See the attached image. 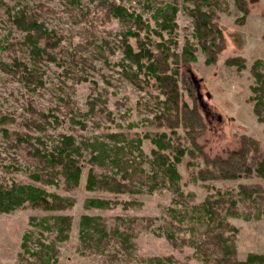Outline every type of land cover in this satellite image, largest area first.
I'll use <instances>...</instances> for the list:
<instances>
[{
	"label": "rangeland",
	"instance_id": "obj_1",
	"mask_svg": "<svg viewBox=\"0 0 264 264\" xmlns=\"http://www.w3.org/2000/svg\"><path fill=\"white\" fill-rule=\"evenodd\" d=\"M77 1L20 0L23 6L37 11L39 20L61 41L54 61L39 65L40 83L36 86L26 87L0 69V112L6 118L0 122V184L4 186L14 182L36 184L31 179L35 164L29 155L30 144L48 149L62 134L72 135L76 143L98 139L111 144L109 134L123 133L128 139L141 138V149L144 156L149 157L154 146L144 136L165 131H158L155 126V116L160 113L158 102L163 97L153 85L154 81L139 90L124 78L120 44L126 27L108 18L96 2ZM114 1L148 20L152 42L164 41L178 53L187 46L192 47L194 62L180 69L188 87V90L183 87L181 95L189 107L196 106L205 124L203 135L197 138L203 152L209 158L222 157L227 151L238 148L242 135L257 140L264 152V124L257 121L249 102L250 86L254 84L250 67L255 61L264 63V0H211L224 37V49L214 64L205 63V56L194 38L192 19L188 15L192 4L187 0ZM168 6L177 9L172 34L162 31L158 27L160 20L156 19L159 10ZM2 11L0 9V61L8 63L14 55L7 50V45L20 34L11 27ZM233 58H240L239 65L227 63ZM191 73L200 86V101ZM179 84L181 87V81ZM177 133L184 146L190 147L185 141V130L181 128ZM137 154L131 149L127 151L129 165L136 163L146 175L143 174L141 181H133L132 193L115 195L87 190L86 168L75 189L66 190L62 180L46 188L72 202L70 208L55 213L69 216L71 227L67 239L56 243L53 264H202V259L188 243L189 238L198 236L197 232L192 235L190 229L170 213L176 197L172 186L162 183V176L153 174L144 161L146 158ZM204 165L200 157L191 160L185 156L177 166L182 199L188 197L187 203L199 204L218 191L237 192L239 183L258 185L264 190V179L255 175L240 178L238 182L198 181L194 174ZM90 200H106L110 204L97 208ZM237 212V217L227 218L229 225L237 230L236 259L245 261L251 254L264 258V217L245 219L247 213L242 205H238ZM53 214L31 207L0 213V264L33 262V253L45 250L39 244L47 246L53 235L40 236L31 223ZM83 216L104 220V238L90 237L83 242L79 226ZM114 229L127 230V238L114 237ZM166 232H171L177 241L182 236L183 247L174 248ZM166 257L171 261L165 263Z\"/></svg>",
	"mask_w": 264,
	"mask_h": 264
},
{
	"label": "trees",
	"instance_id": "obj_2",
	"mask_svg": "<svg viewBox=\"0 0 264 264\" xmlns=\"http://www.w3.org/2000/svg\"><path fill=\"white\" fill-rule=\"evenodd\" d=\"M12 1L15 3L10 5ZM87 1L96 2L105 10L108 18L116 19L126 27L120 44L123 54L120 64L124 78L139 90L145 89L154 81L153 85L163 97L158 102L160 113L155 116V126L158 131H165L144 136L154 146L149 157L144 156L141 149V138L128 139L123 133L109 134L107 137L111 144L98 139L76 143L72 135L65 134L60 135L56 143L48 149L30 144L29 155L35 164L31 179L36 184H0V213H12L25 207L54 213L48 219L31 223L40 236L49 233L53 238L47 246L39 244L46 253H42L45 250L41 249L40 252L33 253V262L29 264L55 263L56 243L67 239L71 227L69 216L55 213L70 208L72 202L48 192L46 188L56 185L57 180H62L66 190L75 189L86 168L87 190H100L115 195L132 193L133 181H141L145 173L136 163L129 165L127 151L130 149L137 151V157L146 158L144 161L150 165L152 173L162 176V183L167 182L172 186L176 197L172 200L173 208L170 213L177 217L179 223H184L192 235L197 232L198 236L189 238L188 243L195 250V255L202 259V264H262L264 258L253 254L248 255L245 261L236 259L237 230L229 225L227 218L239 215L238 205H242L246 210L245 219L264 217V210L259 208H264V190L258 185L239 183L237 192L218 191L208 195L199 204H190L186 202L188 197L182 199L181 176L177 169L185 156L191 160L200 157L205 165L194 174L198 181L238 182L240 178L252 175L264 179V152L260 143L242 135L237 149L227 151L222 157L209 158L197 143V138L205 131L201 115L196 106L189 107L181 95L183 87L186 90L188 87L180 69L184 64L194 62L192 47L187 46L182 53H178L170 45L164 44V41L152 42L149 36L152 29L148 20L114 0ZM187 1L192 4L188 15L192 19L194 38L205 56V63L214 64L224 49V37L216 21L213 3L211 0ZM0 9L11 27L20 34L18 39L7 45V50L14 55L12 60L8 63L0 61V69L26 87L37 85L40 83L37 76L39 65L54 61L61 38L39 20L37 11L23 6L20 0H0ZM176 13L175 6L160 9L156 18L160 20L158 27L168 34L175 33ZM156 34L161 37L159 33ZM239 62L240 58H233L227 63L239 65ZM250 73L254 84L250 86L249 102L252 103V112L257 121L264 124V63L255 61L250 67ZM38 114L45 117L40 112ZM4 118L0 112V122ZM181 128L185 130V141L189 142L190 147L184 146L177 133ZM2 131H5L4 128ZM89 203L97 208L108 207L110 204L106 200H90ZM177 205L180 207L177 208ZM79 226L83 242L90 237L94 240H97V236L104 238L106 233L104 220L99 217L83 216ZM165 234L174 248L183 247L185 240L182 236L177 241L171 232ZM112 235L127 238V230L114 229ZM26 238L29 236L26 235ZM164 260L168 263L171 258L166 257Z\"/></svg>",
	"mask_w": 264,
	"mask_h": 264
},
{
	"label": "water",
	"instance_id": "obj_3",
	"mask_svg": "<svg viewBox=\"0 0 264 264\" xmlns=\"http://www.w3.org/2000/svg\"><path fill=\"white\" fill-rule=\"evenodd\" d=\"M190 76H191L192 82L195 84V91L197 93V99L200 101L202 98V96L199 92L200 86H199L198 81L196 80L195 76L193 75V73H191ZM207 97H209V95H207Z\"/></svg>",
	"mask_w": 264,
	"mask_h": 264
}]
</instances>
